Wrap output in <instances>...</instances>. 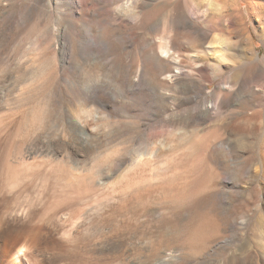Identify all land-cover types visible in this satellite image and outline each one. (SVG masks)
Returning a JSON list of instances; mask_svg holds the SVG:
<instances>
[{
  "label": "rangeland",
  "instance_id": "rangeland-1",
  "mask_svg": "<svg viewBox=\"0 0 264 264\" xmlns=\"http://www.w3.org/2000/svg\"><path fill=\"white\" fill-rule=\"evenodd\" d=\"M210 3L221 5L203 33H174L165 21L170 8ZM259 5L0 0V143L25 164L53 160L56 142L86 153L76 187L54 171L22 189L0 184V225L14 211L44 210V196L60 208L34 264H264V101L214 96L232 79L264 93ZM55 92L50 131L34 105ZM96 97L110 106L95 107ZM74 124L87 126L81 150ZM77 191L88 196L73 204Z\"/></svg>",
  "mask_w": 264,
  "mask_h": 264
},
{
  "label": "bare ground",
  "instance_id": "bare-ground-1",
  "mask_svg": "<svg viewBox=\"0 0 264 264\" xmlns=\"http://www.w3.org/2000/svg\"><path fill=\"white\" fill-rule=\"evenodd\" d=\"M248 1L249 0H236V6H235L236 8L234 10L239 11V9H241L242 4H244V3L247 4ZM220 5H221L220 3L219 4L218 3H216V4L210 3L209 5L200 7L198 5L195 6L192 4H188L187 7L185 5L186 8H184L182 10L176 9L174 7V8H172V10L170 8V10L168 12H166V14L164 15V18H165L166 22L170 20L169 27L174 30V33L179 30V28H180L179 26H181L183 31H185L187 34L191 33V32L203 33L202 28L204 26L205 27H211L212 24L214 23V21L212 19H208L209 18V12L211 10L210 7L214 6V8H216V7H219ZM259 6L261 7L263 5H259ZM250 7H251V5H250ZM253 9H256V8H253ZM258 9H259V7H258ZM163 10L164 9H162V11ZM191 34H193V33H191ZM173 46H174L173 38L169 37L168 39H166V48H164V50L162 49L161 52L166 53V55H168L170 53L169 48H171ZM157 56L158 55H157L155 50H153L150 53V57H152V58H157ZM205 82L212 84V81L210 79H206ZM219 85H221L222 87L219 88L217 93L214 92L215 93L214 96H215L216 100H221L225 103H230L233 98H236V97L242 95L244 97L248 96V97L252 98L253 100H255L254 108L259 107V106L262 107L261 102L264 101V93H263V91H261V89L255 90L254 87H252L251 85L247 86L248 84H241V83H239L238 80L236 81V79L224 80V81L220 82ZM244 86H247L246 89L241 90V87H244ZM260 88L263 89V87H260ZM129 89H130V87H129ZM134 89H136L135 85H131V90L133 91ZM187 92H188V94H190V100L191 101H193L194 99L197 98L195 90L193 88H191ZM56 95H57V92H55L51 98H49V99L47 98L48 99L47 102H45V103L40 102L39 104L34 105V106H36V107H34L35 111H37V113H41L42 121L44 123L48 122L50 124L49 125L47 123L49 126L48 129H50V127L53 128V130L51 129L50 131L56 130V127H57V126H55L57 124V122L55 120L56 118H51L52 116H50V118L48 117V114H50L51 112L52 113L54 112L53 105L55 103L54 98ZM92 95L94 96V94H92ZM92 99H94V98H92ZM104 104L110 106L109 101L104 103L100 97H96V99H94L92 101V105H94L95 107H96V105L97 106L101 105V107H102V106H104ZM92 105H91V108H88L89 113H90V111H93ZM32 110H33V108H32ZM89 113H88V116H90ZM41 116H39V117H41ZM39 117L37 119H41ZM91 118L94 119L93 116H91ZM57 125H59V124H57ZM74 127H75V129L73 132L76 135L74 140L77 141L78 145L80 146L79 148L81 150V149H83L81 147H84V145L88 141L87 138L84 137V136H87L85 133V131H88L86 128L87 126L84 127L83 125H77L76 124ZM51 135H52V133H51ZM62 136H63V134H62ZM71 136H73V135H71ZM53 142H54V140H53ZM40 145L36 148L35 151H28L27 155L30 157L32 155H36L37 153H39V155H40L43 152V151H41V148H43V147ZM47 146H48V144H47ZM67 146L68 145L65 144L64 142H61V143L56 142L55 147L51 150L53 152L52 155H54L53 160L42 159L40 161H35V162L25 164L22 161H20L19 159H17L16 155L11 151V146H8L7 144H1L0 143V184L5 188H11L14 190L15 189L16 190L22 189V188L29 186L32 182H34L35 179H38V178H45L46 179L48 174L51 171H54L57 174V180L60 183L64 182L63 183L64 186L75 185L73 187H76V183H78L80 181L79 178H81L80 173L82 171H85L84 169H82L83 168L82 163L84 162V154H86V153L83 152V151H85L84 149H83V151L80 152V151H78V149L76 147L75 148L77 150H74L73 148L68 150L69 147H67ZM63 152H66L67 155H62ZM96 162H97V160H96ZM67 164L71 165L70 170L68 171L66 177L63 178L62 172L65 170ZM85 169H87V168H85ZM63 174H65V173H63ZM88 187H89V183H88ZM26 189H28V188H26ZM87 189L88 190H86V191H89V193H91L90 192V191H92L91 188L89 187ZM82 192H83V190H82ZM75 193L78 195V197L75 200H74V198L72 199L73 204L80 203L82 201L84 195L88 196V192H84L83 194H81L80 191H77ZM85 193H87V194H85ZM76 194H75V196H77ZM92 197H88V198L93 200L94 198H92ZM70 202H71V199H70ZM42 203L44 206H46L45 209L42 211H32V210L26 211V209L24 208V209L17 210L14 212L12 211L14 214V218H12V219L6 218L5 220H3V222L0 225V264H34L35 263L33 253L38 248H40L42 245L47 243V235H48L47 225H49L53 221V219L58 215V213L60 212V208H59L58 204H55V203H52L53 205L50 204V202H48V199L45 196L42 197V199H40V204H42ZM47 203H49V204H47ZM72 212H70V214ZM89 213L91 214V212H89ZM63 215H64V213H63ZM76 215H77V213L73 214L72 216H70V219L75 217ZM83 215H84V213H83ZM83 215H82V217H83ZM87 216H88V214H87ZM84 218H86V217H84ZM92 218H91V220H92ZM88 219L86 218V220H88ZM55 220H56V218H55ZM63 221H64V219H63ZM89 222L91 224V221H89ZM76 223H74V224H76ZM80 224H82V223H80ZM80 224L78 226H80ZM85 225H87V224L85 223ZM92 226L93 225H91V228H92ZM82 227H84V225ZM74 237H75V235H74ZM74 237H73L72 241H70V243L75 245V242H77L78 240H77V237H75V238ZM91 243H92V241H91ZM88 245H90V244H88ZM79 247H81V246H79Z\"/></svg>",
  "mask_w": 264,
  "mask_h": 264
}]
</instances>
